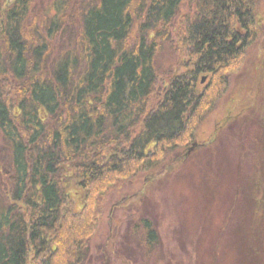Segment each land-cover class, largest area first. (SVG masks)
Returning a JSON list of instances; mask_svg holds the SVG:
<instances>
[{
	"label": "trees",
	"instance_id": "obj_1",
	"mask_svg": "<svg viewBox=\"0 0 264 264\" xmlns=\"http://www.w3.org/2000/svg\"><path fill=\"white\" fill-rule=\"evenodd\" d=\"M258 4L0 0V264L89 263L101 198L205 145L201 122L263 37ZM167 43L183 58L163 77ZM250 178L235 195L238 236L253 201L264 212L261 175ZM142 226L152 252L158 231Z\"/></svg>",
	"mask_w": 264,
	"mask_h": 264
},
{
	"label": "rangeland",
	"instance_id": "obj_2",
	"mask_svg": "<svg viewBox=\"0 0 264 264\" xmlns=\"http://www.w3.org/2000/svg\"><path fill=\"white\" fill-rule=\"evenodd\" d=\"M256 14L264 18V0ZM261 23L262 39L249 49L242 70L230 74L229 91L201 122L196 138L205 145L185 156L184 150L172 152L157 169L120 180L101 198L88 264H264L259 203L250 205L240 236L234 232L236 222H244L236 192L259 173L264 183V19ZM175 49L167 43L158 56L163 77L181 70L183 55ZM77 198L80 207L82 196ZM142 219H150L160 237L152 252L135 233L137 227L145 231ZM250 241H256L255 256H249Z\"/></svg>",
	"mask_w": 264,
	"mask_h": 264
},
{
	"label": "water",
	"instance_id": "obj_3",
	"mask_svg": "<svg viewBox=\"0 0 264 264\" xmlns=\"http://www.w3.org/2000/svg\"><path fill=\"white\" fill-rule=\"evenodd\" d=\"M206 78H203L202 80L205 81ZM197 144L194 143V145L191 146V151L192 149L196 146Z\"/></svg>",
	"mask_w": 264,
	"mask_h": 264
},
{
	"label": "flooded vegetation",
	"instance_id": "obj_4",
	"mask_svg": "<svg viewBox=\"0 0 264 264\" xmlns=\"http://www.w3.org/2000/svg\"><path fill=\"white\" fill-rule=\"evenodd\" d=\"M264 18H260L259 22L261 23ZM262 24V23H261ZM262 30H263V24H262Z\"/></svg>",
	"mask_w": 264,
	"mask_h": 264
}]
</instances>
